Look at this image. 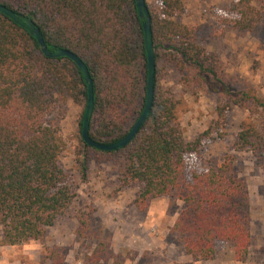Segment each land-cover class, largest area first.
Segmentation results:
<instances>
[{
    "label": "trees",
    "instance_id": "trees-1",
    "mask_svg": "<svg viewBox=\"0 0 264 264\" xmlns=\"http://www.w3.org/2000/svg\"><path fill=\"white\" fill-rule=\"evenodd\" d=\"M40 29L50 51L68 49L87 65L94 85V110L89 135L102 143L122 139L142 113L147 96L148 57L144 19L136 0H0ZM150 11L156 73L151 111L132 141L104 151L81 136L77 163L82 180L88 179L91 152L120 160V188L140 184L134 205L147 210L150 202L168 196L180 200L172 230L194 261L212 260L221 242L231 244L237 261L251 253V203L247 182L228 154L206 169L188 171L187 159L200 152L203 141L225 124L234 106L252 114L264 113L262 100L251 86L231 87L224 63L216 52L196 42V27L177 20L183 0H162L161 10ZM236 16L223 19L236 29L254 32L264 23V0H237ZM168 61L184 86H200L223 95L218 118L193 140H186L176 116L178 100L163 90L158 62ZM87 84L69 57L49 58L37 40L0 12V226L3 243L22 245L42 241L50 227L66 215L77 192L61 163L65 148L59 122L67 101L87 105ZM83 116V114H82ZM219 134V133H217ZM221 134V133H220ZM223 136V134H222ZM249 148L258 155L262 136L242 123L235 150ZM84 236L89 217L77 215ZM55 255V253L53 254ZM62 264V263H57Z\"/></svg>",
    "mask_w": 264,
    "mask_h": 264
},
{
    "label": "rangeland",
    "instance_id": "rangeland-1",
    "mask_svg": "<svg viewBox=\"0 0 264 264\" xmlns=\"http://www.w3.org/2000/svg\"><path fill=\"white\" fill-rule=\"evenodd\" d=\"M183 1L185 9L177 20L196 27V42L218 54L231 87L240 90L251 86L264 100V23L254 32L236 29L232 22L223 24V19L235 18L230 7L237 0ZM147 2L153 11L161 10L162 0ZM158 78L162 89L178 100L176 116L186 140L214 125L216 107L226 100L223 95L196 85L184 86L178 69L168 61L158 62ZM60 110L50 116L49 123L59 122L65 143L60 163L68 171L77 197L42 241L5 244L0 226V264H264V113L252 114L247 108L234 106L217 130L219 134L213 132L203 141L200 152L187 159L190 172L220 163L228 154L236 156L235 169L247 182L251 203V253L242 263L228 242L218 244L214 259L194 261L172 230L184 208L182 201L162 196L140 211L134 205L140 184L120 188V160L92 151L88 179L82 180L77 151L83 107L69 100L64 111ZM242 123L259 130L263 150L258 155L249 148L235 150ZM79 214L90 219L84 236L79 234Z\"/></svg>",
    "mask_w": 264,
    "mask_h": 264
},
{
    "label": "water",
    "instance_id": "water-1",
    "mask_svg": "<svg viewBox=\"0 0 264 264\" xmlns=\"http://www.w3.org/2000/svg\"><path fill=\"white\" fill-rule=\"evenodd\" d=\"M136 6L140 17L144 19V40L148 57V81L146 103L142 113L140 114L130 131L122 139L114 143H102L92 139L89 135L90 117L94 110V85L91 74L85 62L77 54L68 49L58 48L55 51H50L45 43L44 37L40 32V29L34 24L32 20L22 15H19L13 9L7 7L6 5L0 2V12L12 19L17 25L27 30L37 40L45 56L49 58H58L66 56L75 61V63L78 65V67L83 73L85 82L87 84L88 92L87 105L82 116L81 136L88 145L95 147L99 150L110 151L128 145L139 132L141 126L148 117L153 105L156 62L152 38L150 11L148 9L146 0H136Z\"/></svg>",
    "mask_w": 264,
    "mask_h": 264
}]
</instances>
